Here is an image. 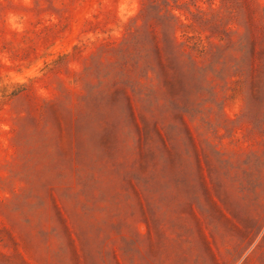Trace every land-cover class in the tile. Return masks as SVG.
Listing matches in <instances>:
<instances>
[{"label": "rangeland", "instance_id": "obj_1", "mask_svg": "<svg viewBox=\"0 0 264 264\" xmlns=\"http://www.w3.org/2000/svg\"><path fill=\"white\" fill-rule=\"evenodd\" d=\"M0 264H264V0H0Z\"/></svg>", "mask_w": 264, "mask_h": 264}]
</instances>
